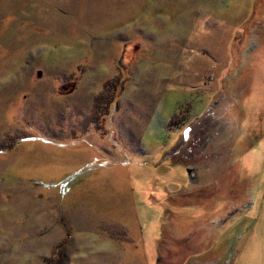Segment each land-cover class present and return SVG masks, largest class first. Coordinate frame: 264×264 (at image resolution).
I'll return each mask as SVG.
<instances>
[{"label": "rangeland", "instance_id": "obj_1", "mask_svg": "<svg viewBox=\"0 0 264 264\" xmlns=\"http://www.w3.org/2000/svg\"><path fill=\"white\" fill-rule=\"evenodd\" d=\"M58 262L264 264V0H0V264Z\"/></svg>", "mask_w": 264, "mask_h": 264}, {"label": "flooded vegetation", "instance_id": "obj_2", "mask_svg": "<svg viewBox=\"0 0 264 264\" xmlns=\"http://www.w3.org/2000/svg\"><path fill=\"white\" fill-rule=\"evenodd\" d=\"M110 103H111L110 101H108V102L106 101V102H102V103H99V104L96 103L95 105H96V107H97L98 109L101 108V109H106V110H107V108L109 107ZM99 113H101L100 110H98V114H97V116L100 115ZM106 115H108L107 112H106ZM97 116H96V117H97ZM104 116H105V115H104ZM202 116L204 117L205 115H202ZM98 118H99V117H98ZM203 119L205 120V118H201V119L198 118L197 121L195 122V123H198V125H196L194 128L191 127V128H189V129H193V130L199 129V130H201V133H202L203 130H202L201 127H202V126H204V127L206 126L204 123L201 122V120H203ZM199 124H200L201 126H200ZM188 137H190V135L186 136V138H184V137L182 138V141H181V144H182V145H184V142L186 141V139H188Z\"/></svg>", "mask_w": 264, "mask_h": 264}, {"label": "trees", "instance_id": "obj_3", "mask_svg": "<svg viewBox=\"0 0 264 264\" xmlns=\"http://www.w3.org/2000/svg\"><path fill=\"white\" fill-rule=\"evenodd\" d=\"M114 83V85H111V86H109L107 89L109 90V89H111V88H114V86H116V83H115V81L113 82ZM112 95V94H111ZM101 96H103L102 94H100V96H98V98L100 99V97ZM113 98V97H112ZM105 99L107 100V98L105 97ZM106 100H105V102H106ZM111 102V101H110ZM111 104V103H110ZM102 113L101 114H103V115H106V112L108 113V108H107V110L106 109H104L103 111H101ZM205 116H207V115H205ZM208 117V116H207ZM170 154H171V151H170ZM58 264H59V262H58Z\"/></svg>", "mask_w": 264, "mask_h": 264}, {"label": "bare ground", "instance_id": "obj_4", "mask_svg": "<svg viewBox=\"0 0 264 264\" xmlns=\"http://www.w3.org/2000/svg\"><path fill=\"white\" fill-rule=\"evenodd\" d=\"M26 193V192H25ZM24 198V197H23ZM24 204H25V202H24ZM32 216V215H31ZM23 226V225H22ZM209 236V235H208ZM66 239V238H65ZM52 243V242H51Z\"/></svg>", "mask_w": 264, "mask_h": 264}]
</instances>
